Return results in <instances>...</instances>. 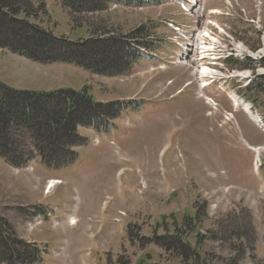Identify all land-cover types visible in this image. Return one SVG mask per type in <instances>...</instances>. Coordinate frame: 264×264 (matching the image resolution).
Listing matches in <instances>:
<instances>
[{
	"label": "rangeland",
	"instance_id": "1",
	"mask_svg": "<svg viewBox=\"0 0 264 264\" xmlns=\"http://www.w3.org/2000/svg\"><path fill=\"white\" fill-rule=\"evenodd\" d=\"M105 3L104 12L71 18L59 0H33L36 14L30 20L71 42L96 36H118L122 41L132 37L141 46V60L130 74L99 77L74 65H42L0 51V83L13 90L71 88L78 92L86 88L96 102L114 103L110 120L101 128L79 132L88 145L77 149L79 158L68 168H41L43 174L38 167L41 162L59 165L62 154L70 156L60 137L47 133L32 137L27 130L17 134L19 154L34 160L27 170L16 168L12 175L6 165L0 169V264H81L77 255L86 251L95 264H141L143 260L149 264H264V241L260 258L257 244L250 250L254 236L258 243V235H264V168L256 177L255 155L250 158L238 143L246 139L253 147H264V128L243 108L232 119L228 98L232 92L242 96L249 83L231 77L233 71L253 75L261 69L257 65L244 69L251 62L243 52L255 59L264 57V52L256 54L264 49V0ZM216 24L226 37L212 29ZM140 27L142 33H136ZM210 30L215 43L202 47L210 54L220 42L231 62L225 66V79L201 92L196 53L205 40L198 39L211 38ZM21 31L10 21H0L1 38H15ZM238 46L246 50L237 52ZM28 49L38 55L51 51L42 41L28 44ZM254 83L261 82L257 78ZM40 149L45 151L44 158L36 153ZM261 161L264 166V153ZM49 180L50 190L56 188V192L46 206L34 196L26 199V187L41 192ZM55 206L59 211L47 218L44 212L51 213ZM195 213V223L186 221ZM40 214L43 225H36ZM70 216L75 217L69 225L76 218L77 227L63 221ZM5 225L10 230L6 234ZM29 227L34 228L27 232ZM180 236L195 260L183 262L171 246L174 237ZM86 260L92 262L89 257Z\"/></svg>",
	"mask_w": 264,
	"mask_h": 264
},
{
	"label": "trees",
	"instance_id": "2",
	"mask_svg": "<svg viewBox=\"0 0 264 264\" xmlns=\"http://www.w3.org/2000/svg\"><path fill=\"white\" fill-rule=\"evenodd\" d=\"M134 1L140 5L152 3V0ZM95 2V0H61L62 5L73 14L100 12L107 9L105 0H99L94 5ZM34 14L36 13L33 0H0V21H10L22 28L20 33L15 34V38L0 36L1 49H7L43 64H74L106 77L127 74L138 60L139 52L132 37H126V41H122L118 36L110 39L97 36L83 43H71L66 38H56L51 32L34 25L30 21ZM19 15L29 19H21ZM142 30L143 28L136 33H142ZM36 41H42L51 51L41 53L40 56L33 53L28 49V44L35 45ZM110 41L112 44H109ZM259 93L264 95L263 86L259 87ZM112 106L96 103L88 89L82 92L59 90L53 93H34L16 91L0 83V156L14 167L27 165L29 157L19 154L16 140L21 130H27L32 137H43L47 133L64 140L63 145L67 144L70 156L65 157L62 154L65 160L62 158L56 166L45 164L49 168L58 169L71 166L76 161L73 149L85 144V140L78 135V127L99 126L103 120H107L105 116L111 113ZM48 138L50 139V136ZM13 148L14 153H12ZM37 152L42 157L43 152L45 153L43 149ZM9 232V226L5 225L3 233ZM4 236L6 235L2 234V237ZM178 239L173 240L171 246L180 253L182 261L194 259L195 255L191 248Z\"/></svg>",
	"mask_w": 264,
	"mask_h": 264
},
{
	"label": "bare ground",
	"instance_id": "3",
	"mask_svg": "<svg viewBox=\"0 0 264 264\" xmlns=\"http://www.w3.org/2000/svg\"><path fill=\"white\" fill-rule=\"evenodd\" d=\"M204 34L206 35L207 33L206 32H204ZM201 36L203 35V34H200ZM204 35V36H205ZM198 40H205L204 38H200V39H198ZM202 44V43H201ZM203 46H205V45H203ZM201 49L203 50V52H202V54L204 55L203 57L204 58H208L209 56H210V54H208V52H207V50H205V47L203 48L202 47V45H201ZM242 50V51H244L245 49L242 47V46H238L237 47V51H239V50ZM205 60V59H204ZM204 66H203V68L201 69L202 70V72H201V77H209L210 75H212L213 74V70H211L210 68H208L207 66H206V64H208V63H206V62H204V63H202ZM244 74H248L247 72H244V73H238V76L237 77H241V78H243V79H245V77H244ZM222 88V87H221ZM223 93H224V91L223 90H221ZM232 97V102L234 103V105L236 106V107H242L243 108V110L247 113V114H249V115H251L252 117H253V120L255 121V122H259V117H254L252 114H251V111L249 110V106L246 104V103H242L241 102V100L235 95V94H232L231 95ZM254 150V152H255V154L257 155V156H259L260 155V153L262 152V149H253ZM77 223V219L75 218V221H74V223H73V226L75 225Z\"/></svg>",
	"mask_w": 264,
	"mask_h": 264
}]
</instances>
